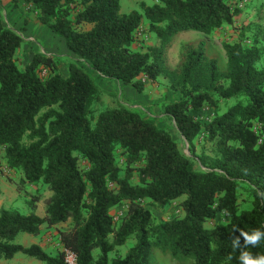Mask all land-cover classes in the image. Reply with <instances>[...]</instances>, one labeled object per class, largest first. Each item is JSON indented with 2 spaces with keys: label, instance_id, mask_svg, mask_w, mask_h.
<instances>
[{
  "label": "trees",
  "instance_id": "16d2710c",
  "mask_svg": "<svg viewBox=\"0 0 264 264\" xmlns=\"http://www.w3.org/2000/svg\"><path fill=\"white\" fill-rule=\"evenodd\" d=\"M23 2L105 78L137 91L166 78L179 99L164 102L162 111L191 155L156 119L121 103L99 108L103 91L83 66L69 63L63 75L53 55L35 53L19 68L14 57L23 38L0 16V150L22 175L19 190L41 183L50 192L42 214L34 211L38 194L26 200L27 214L0 208V259L22 253L66 264L68 249L77 264H240L241 249L233 250L231 239L238 229L264 227V66H258L264 47L224 41V61L204 38L178 41L232 24L241 13L235 0L142 1L126 13L120 0ZM250 6L264 12V0ZM144 25L156 44L133 49ZM177 43L171 67L168 51ZM232 99L219 111L220 101ZM206 105L209 117L202 115ZM198 140L210 143L212 154L205 148L196 154ZM172 201V213L155 220L150 207L162 210ZM121 205L115 220L112 210ZM60 224L67 226L58 229L54 252L15 241L19 233L37 236L43 226ZM128 240L123 254L119 247ZM243 251L264 254V241Z\"/></svg>",
  "mask_w": 264,
  "mask_h": 264
},
{
  "label": "rangeland",
  "instance_id": "374dc122",
  "mask_svg": "<svg viewBox=\"0 0 264 264\" xmlns=\"http://www.w3.org/2000/svg\"><path fill=\"white\" fill-rule=\"evenodd\" d=\"M18 0H16L17 2ZM151 3L153 0H120V10L123 13L129 12L132 9H140V2ZM258 0H235V4L241 8V13L237 15L232 24H224L222 27L214 30L209 35H205L203 33L192 32L189 34H181L178 41L181 40H192L198 38L206 39L213 47L216 52L220 55V57L225 61V54L222 48V43L224 41L232 42V41H240L244 46L250 47L252 44H256L258 47H264V12L258 13L255 11V8L250 6L252 2ZM22 10L20 14H18L13 23L10 25L22 36L23 41L19 48L15 53V62L19 68H23L24 65L28 62L30 58H32L33 54L41 53V54H51L56 59V70L65 75L67 73V66L69 63H76L84 67V69L90 73L92 78L98 84V86L102 89L103 93L101 94V101L98 105L99 108L104 106H116L120 104V100H122V95L120 94V83L116 79H109L102 76L100 73L93 71L88 66V63L76 57L73 53L67 50L65 47L63 39L52 33L47 27L41 25V23L37 19V12L28 9L23 0H21ZM11 20L7 18L6 24ZM8 25V24H7ZM144 26L141 27L138 31H136V39L133 43V49L137 50H147V48L151 45L156 44V38L153 34H149L146 32ZM38 28L45 29V33L34 35L32 32L38 31ZM179 44L177 43L172 46L168 51L167 62L168 65L174 67L178 61V52H179ZM259 67L264 66V55L261 57L259 63ZM47 72L42 71V76H46ZM167 82V79L159 76ZM117 81V82H116ZM168 83V82H167ZM170 91V90H169ZM170 95V99H173L172 91ZM166 102V100H164ZM234 100H225L220 101L219 103V111L225 109L227 106L232 104ZM164 103V102H163ZM97 107V108H98ZM163 113V111H162ZM212 113V109L209 106H204L202 109L203 117H209ZM159 121V125L165 128L172 135V138L179 144L180 149L183 153L190 156L189 147L186 140L178 131L174 121L168 117L167 115H162L157 118ZM201 148H205L204 150L207 153H211L210 143H205L203 140H198L195 145L196 154H200ZM212 154V153H211ZM195 168L200 167L198 161L193 158ZM20 172L13 173L10 178L17 188ZM21 189H25V201L22 199H18L14 208L21 211L22 213L27 214L30 212V208L26 202L28 198H33L34 195L38 194V198L35 201L34 211L36 213L42 214L44 211V202L48 197L50 192L47 187L42 185L41 183H34L31 185H21ZM17 190H19L17 188ZM240 205L241 207L249 206L248 195L246 192L241 191L240 195ZM124 205H121L116 210H112V214L119 212L124 209ZM152 214L155 220H159L160 218H166L167 213L161 214L160 210H157L154 207H150ZM166 214V215H165ZM222 220H226V215L221 216ZM211 222H207V225H210ZM67 224H60L58 227H45L43 226L39 235L36 236L38 241L44 250L48 252H54L57 248H59L58 244V229L60 227H65ZM27 233H19L15 241L19 242L25 246L30 245L32 243V237L27 236ZM26 236L25 238H23ZM130 240L128 242L119 247L122 253L124 254L130 245ZM96 253V251H95ZM114 253H110V256H113ZM43 264L42 262L31 258L22 253H16L11 259H0V264Z\"/></svg>",
  "mask_w": 264,
  "mask_h": 264
},
{
  "label": "crops",
  "instance_id": "0c3cea01",
  "mask_svg": "<svg viewBox=\"0 0 264 264\" xmlns=\"http://www.w3.org/2000/svg\"><path fill=\"white\" fill-rule=\"evenodd\" d=\"M21 4V0L17 2L16 0H0V16H2L5 22L7 18H11L7 24L12 29L14 28L10 24L13 23L16 16L20 14L22 10ZM87 27H89V25H87ZM32 33L37 36L38 34L45 33V29L38 28L37 33ZM30 60L31 58L28 61ZM117 81L120 83V94L122 95L120 103L127 108L141 112L143 117L156 119L158 124L159 121L157 118L165 115L162 113V104L165 102L164 100H166V102H174L179 99V94H173V99H170L171 92L168 90L167 82L160 77H158L154 83L147 81L142 91H137L131 83L125 84L120 80ZM15 172L18 173L19 170H14L7 166L6 160L3 157V152L0 150V208L15 209L14 205L18 199L21 198L22 201H25V192L17 190L15 183L9 178ZM21 177L22 175L20 174V178ZM181 199L182 198H179L176 201L178 202ZM173 204V201L167 204L164 209L160 210L161 214L166 212H168L167 214L172 213ZM27 236L32 237V243L41 245L36 236ZM25 237L26 236L23 238Z\"/></svg>",
  "mask_w": 264,
  "mask_h": 264
},
{
  "label": "clouds",
  "instance_id": "9594fccd",
  "mask_svg": "<svg viewBox=\"0 0 264 264\" xmlns=\"http://www.w3.org/2000/svg\"><path fill=\"white\" fill-rule=\"evenodd\" d=\"M234 227L233 229H235ZM240 236H233L232 248L233 250L241 249V255L239 257L240 264H264V254H253L249 251H243L248 247L258 246L264 241V227L253 228L250 232L245 233L241 229H238ZM241 236L244 239L243 245L241 244Z\"/></svg>",
  "mask_w": 264,
  "mask_h": 264
},
{
  "label": "built area",
  "instance_id": "2783aa9c",
  "mask_svg": "<svg viewBox=\"0 0 264 264\" xmlns=\"http://www.w3.org/2000/svg\"><path fill=\"white\" fill-rule=\"evenodd\" d=\"M141 29V27L139 28ZM137 29V31L139 30ZM109 186H113V184H109ZM122 211H119V212H116L115 214H113L114 216V219H118L119 216H121L122 214ZM58 244L60 245V243L58 242ZM60 247V246H59ZM64 250V261L66 264H77L76 263V255L74 254V252H72L71 250H68V249H63Z\"/></svg>",
  "mask_w": 264,
  "mask_h": 264
}]
</instances>
